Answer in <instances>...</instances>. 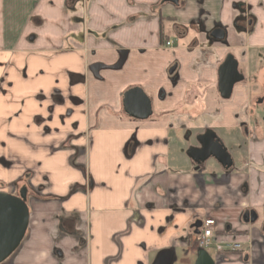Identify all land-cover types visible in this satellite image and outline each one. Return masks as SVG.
<instances>
[{"label": "crops", "instance_id": "obj_1", "mask_svg": "<svg viewBox=\"0 0 264 264\" xmlns=\"http://www.w3.org/2000/svg\"><path fill=\"white\" fill-rule=\"evenodd\" d=\"M161 1L0 0V190L26 188L29 210L2 264H194L190 226L205 219L224 248L206 250L214 264H264V125L244 115L247 87L217 91L226 53L264 50V0ZM217 26L225 44L208 39ZM133 88L146 120L123 110ZM207 128L230 171L186 156L184 132Z\"/></svg>", "mask_w": 264, "mask_h": 264}, {"label": "water", "instance_id": "obj_2", "mask_svg": "<svg viewBox=\"0 0 264 264\" xmlns=\"http://www.w3.org/2000/svg\"><path fill=\"white\" fill-rule=\"evenodd\" d=\"M164 1L177 5L179 0ZM225 36V30L221 27L214 28L208 34V38L216 43H222ZM237 66L238 63L234 57L228 55L218 70V92L223 100H228L233 87L243 80ZM122 106L129 117L137 120H146L152 115L151 101L139 88H133L123 95ZM201 139L205 140L201 141ZM200 141V148H193L188 151V157L195 164L199 165L208 158H213L223 168L232 167L231 157L214 134L207 133L200 138ZM26 201L27 190L24 187L20 189L18 196L0 192V264L12 256L24 239L29 222V210ZM243 220L246 223H254L256 215L254 212L246 213ZM201 226L202 222L196 221L190 228L194 229L196 236H199ZM172 258V253H163L154 264H171ZM194 264H214V262L205 250L199 249Z\"/></svg>", "mask_w": 264, "mask_h": 264}, {"label": "flooded vegetation", "instance_id": "obj_3", "mask_svg": "<svg viewBox=\"0 0 264 264\" xmlns=\"http://www.w3.org/2000/svg\"><path fill=\"white\" fill-rule=\"evenodd\" d=\"M179 3H180V0L178 1L177 5L169 3V2H165L164 0H162L160 2L161 5L171 4V5H174V6H178ZM237 7L242 8L243 6H237ZM251 22H252L251 19L247 20V24H251ZM217 27H220V26H217ZM225 34H226V36H225V40L222 42L223 44H225V42H226V37H227V32L226 31H225ZM162 46L165 47V48H174L175 47V42L174 41H170V40H165V41L162 40ZM228 55H232L234 57V59L236 60V62L238 63L237 70H238L239 74L242 76L243 80L240 83H237L233 87L231 96H230V98L228 100L221 99L220 94L218 92L220 101L221 102H229V101H231L232 98H233V95H234V90H235V88L237 86H245V87H247V90H248L250 98L248 100L247 108L244 111V115L247 118L249 124L254 125L257 122H260V123H262L264 125V118L260 117V118L257 119L256 116H255L256 110L259 109V108H263L262 111H263V114H264V50L257 51L256 53H250L249 58H250V56H256V59H253V60L251 59V60H248L247 62H243V63H240L233 53H231V52L226 53L225 57L223 58V60L219 63V65L217 67V91H218V70H219L220 66L224 63V61L226 60V57ZM259 55H261V57L257 58V56H259ZM176 69H177V66L173 65L169 69V74H170V72H172V74H170V75H173L175 73ZM244 124H246V123H244ZM244 124H242L240 126V129H241L240 132H241V137L242 138H244L247 135V132H248V129H247L246 125H244ZM207 133L214 134L215 138L220 142V144L225 148L226 152L231 157V154H230V151H229V147L226 146L225 143L223 142V139H222L223 136L220 134V132L215 130V129H208V128L207 129H200L198 131L186 130L184 132L183 139H184L185 136H186L187 139L190 138L191 136L195 137L194 144H192L191 147L188 148V150L186 151V156L188 157V151L190 149H193V148L198 149V148H200V142L205 140V139H201V141H200V138L202 136L206 135ZM207 162H212V163L216 164L217 166H219L220 168H222L226 172H228V171H230L232 169V167H230L229 169L223 168L220 164H218V162H216V160H214L213 158H208L206 161H204L202 164H199V165L195 164L193 162L196 171L202 165H204ZM20 189L18 190V192H13V191L10 192L11 189H9L10 191L9 192L7 191L5 193L18 196ZM0 192H3V191L0 190ZM192 230L194 231V229H192ZM197 248H198V250L200 249L199 246H198V238H197Z\"/></svg>", "mask_w": 264, "mask_h": 264}, {"label": "built area", "instance_id": "obj_4", "mask_svg": "<svg viewBox=\"0 0 264 264\" xmlns=\"http://www.w3.org/2000/svg\"><path fill=\"white\" fill-rule=\"evenodd\" d=\"M215 227L216 223L212 219H205L202 221V227L200 230V235L198 237V246L200 249L207 250L213 245H215L218 252L224 250L221 245L214 244ZM225 248L229 249L230 251H239L241 249V246L239 243L234 242L229 244Z\"/></svg>", "mask_w": 264, "mask_h": 264}, {"label": "rangeland", "instance_id": "obj_5", "mask_svg": "<svg viewBox=\"0 0 264 264\" xmlns=\"http://www.w3.org/2000/svg\"><path fill=\"white\" fill-rule=\"evenodd\" d=\"M261 57V55H259V56H257V58H260ZM253 60V59H256V56H250V58H249V60ZM263 108H259V109H257L256 110V114H255V116H256V118L258 119V118H260V117H263L264 118V114H263ZM187 135V134H186ZM194 141H195V137L194 136H191L190 138H186V136L184 137V144L185 145H187V146H191L192 144H194ZM17 186V185H16ZM17 190V189H16ZM7 191H10L8 188H7ZM213 249L212 248H210L208 251H210V253H211V251H212ZM213 252V251H212ZM177 264V263H176Z\"/></svg>", "mask_w": 264, "mask_h": 264}]
</instances>
